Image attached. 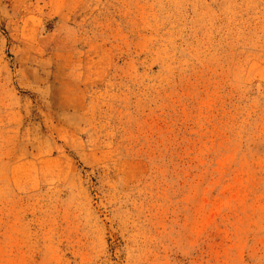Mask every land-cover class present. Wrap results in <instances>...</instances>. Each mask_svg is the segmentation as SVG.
<instances>
[{
	"label": "rangeland",
	"instance_id": "374dc122",
	"mask_svg": "<svg viewBox=\"0 0 264 264\" xmlns=\"http://www.w3.org/2000/svg\"><path fill=\"white\" fill-rule=\"evenodd\" d=\"M0 264H264V0H0Z\"/></svg>",
	"mask_w": 264,
	"mask_h": 264
}]
</instances>
